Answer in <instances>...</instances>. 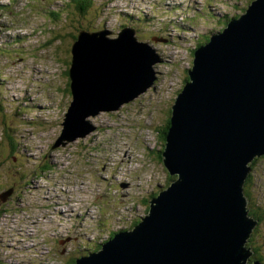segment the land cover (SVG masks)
Instances as JSON below:
<instances>
[{
	"label": "rangeland",
	"instance_id": "obj_1",
	"mask_svg": "<svg viewBox=\"0 0 264 264\" xmlns=\"http://www.w3.org/2000/svg\"><path fill=\"white\" fill-rule=\"evenodd\" d=\"M23 1L27 0L13 5L12 13L0 15V48L10 43L15 49L13 38L27 37L21 51L8 55L4 48L0 49V74L5 79L0 80V262L70 264L73 255L98 251L105 241L141 223L153 195L168 189L172 179H176L177 176L168 174L159 158L165 146L159 129L166 124V115L160 111L167 108V113L171 112L174 99L183 89L193 64L192 50L205 38L200 33L208 35L214 28L224 27L223 21L242 14L250 0H205L194 20H214L211 7L223 13L222 20H215V27L209 30L200 22L187 37H183L184 28L190 23L175 26L179 22L174 19L171 6L178 5H170L169 1V6L163 2L151 21L146 15L144 20L140 15L130 16L136 11L134 5L144 12L149 0L146 4L136 0H96L86 20L66 19L50 26V31H41L47 19L39 15L36 0L33 9L28 2L22 6ZM82 1L51 0L47 4L71 3L76 8ZM174 1H182L183 11L186 10V0ZM202 1L197 0L198 6ZM193 3L191 0L189 4ZM40 24L41 28L34 32ZM141 25L147 30L136 32L138 40L148 42L159 54L155 88H149L120 110L90 117L96 131L83 137L75 134L67 145L57 147L65 115L70 114L74 103L66 75L71 48L66 45L64 56L59 54L60 43L66 42L64 33L69 34L72 27L85 26L98 30L99 38L105 31H112L110 36L116 37L125 26ZM174 32L183 40L169 35ZM151 33L167 40L150 39ZM50 42L59 44V48L55 50ZM23 83L25 91L16 90ZM26 92L30 99L20 101ZM249 165L251 173L242 191L249 216L252 211L257 212L259 224L248 245L259 258L256 260L264 264V155ZM62 210L66 212L60 215ZM56 234L70 236L60 243Z\"/></svg>",
	"mask_w": 264,
	"mask_h": 264
},
{
	"label": "water",
	"instance_id": "obj_2",
	"mask_svg": "<svg viewBox=\"0 0 264 264\" xmlns=\"http://www.w3.org/2000/svg\"><path fill=\"white\" fill-rule=\"evenodd\" d=\"M97 33L81 31L71 48L78 92L71 89L57 147L96 131L90 117L119 110L157 80L159 57L134 30L116 38ZM194 56L162 158L178 179L151 201L141 223L76 264H263L251 261L248 243L259 219L249 216L242 187L249 164L264 155V0H253Z\"/></svg>",
	"mask_w": 264,
	"mask_h": 264
},
{
	"label": "trees",
	"instance_id": "obj_3",
	"mask_svg": "<svg viewBox=\"0 0 264 264\" xmlns=\"http://www.w3.org/2000/svg\"><path fill=\"white\" fill-rule=\"evenodd\" d=\"M253 0H250L249 1V4L252 2ZM65 4V6H63V7H61L60 9V11L58 12H56L55 13V17H53V13H52V11L51 10H49L48 11V13L46 14L47 15V17L48 18H50L52 21H57L56 23H60V22H62L63 21V16H64V14H66V18H67V22H68V19L69 20H71L73 17H77V19L78 20H80V18L82 19V20H86L88 17H89V13H90V11H92L93 10V4H92V2L90 1V0H83L81 3H78L77 4V6H76V8H74L73 6H72V4L71 3H64ZM248 4V5H249ZM235 6V5H234ZM92 9V10H91ZM63 13V14H62ZM73 28V30H71V32L69 33V34H67V32H65L64 33V36H63V38L66 40V42H65V45H64V48L66 47V45H67V42H68V40L72 37V36H74V35H76L78 32H80L81 31V28L82 27H80V26H75V27H72ZM60 34H63V32L62 33H60ZM68 48H70V47H68ZM67 50H69V49H67ZM71 52V51H70ZM60 55L63 57L64 56V50H62L61 51V53H60ZM68 56V54L67 55H65V57H67ZM65 60V59H64ZM68 73H66V75H67ZM187 78H189V77H187ZM187 80V79H186ZM186 80H185V82H186ZM68 86V88H69V90L71 89V80L68 82V84H67ZM174 102H175V99H174ZM173 107V106H172ZM172 110V109H171ZM161 113H164L165 115H166V124H165V127L164 128H160L159 129V132H160V139L163 141V145H165L166 144V142H167V139H166V136H167V133H168V130H169V126H170V118H171V114H172V111L171 112H169V113H167V108H162V111H160ZM153 125H156V121L153 123ZM157 128H159V127H157ZM164 149H165V146H164ZM18 149H16V151H17ZM164 151V150H163ZM162 151V152H163ZM162 152H159V158L163 161V153ZM253 166V165H252ZM172 176V175H171ZM251 176V175H250ZM177 178V177H176ZM173 181H174V179H172ZM249 180H250V177H249V179L247 180V182H246V186L248 185V183H249ZM172 183V182H171ZM169 184H170V182H169ZM170 186V185H169ZM245 194L247 195V193H248V190L245 188ZM156 195H158V194H156ZM153 197H156L155 196V194L153 195ZM150 207V206H149ZM149 207L147 206V209H149ZM251 215L253 216V217H255V218H257V219H259L258 217V213L256 212H251ZM99 248H100V246H98ZM80 255H83V253L82 252H80V253H77V254H75V255H73V257L70 259V264H76V260L78 259L77 257L78 256H80ZM252 259H259V258H256V255H254L253 257H252ZM260 261V260H259ZM0 264H3L2 262H0Z\"/></svg>",
	"mask_w": 264,
	"mask_h": 264
},
{
	"label": "bare ground",
	"instance_id": "obj_4",
	"mask_svg": "<svg viewBox=\"0 0 264 264\" xmlns=\"http://www.w3.org/2000/svg\"><path fill=\"white\" fill-rule=\"evenodd\" d=\"M129 28V27H128ZM81 32V31H80ZM91 33H93V32H91ZM119 69V70H123L125 67H123L122 65H117V67L115 68V70L116 69ZM128 72V71H127ZM18 73L20 74L21 72H19L18 71ZM28 75V74H27ZM31 77L33 78V74L31 75ZM113 80H115L114 78H113ZM76 82H77V80H73V79H71V89L72 90H76L77 91V88H72V86H73V84H76ZM82 83V81H78V83L77 84H81ZM84 84V83H83ZM25 84L23 83L22 84V87H16V90H18V91H25ZM183 90V89H182ZM181 90V91H182ZM180 91V92H181ZM78 92V91H77ZM36 92H34L33 94H35ZM32 94V95H33ZM28 93L26 92V95H25V97L24 98H19L20 99V101H22V100H26L27 98H28ZM92 95V97H93V93L91 94ZM38 96H40V94H38ZM37 97V96H36ZM28 99H30V98H28ZM30 103H32V101H30ZM258 158V157H257ZM135 177V176H134ZM130 185H131V183H130ZM149 209H150V207H149ZM62 213H60V215H62V214H65V212H66V210H62L61 211Z\"/></svg>",
	"mask_w": 264,
	"mask_h": 264
},
{
	"label": "flooded vegetation",
	"instance_id": "obj_5",
	"mask_svg": "<svg viewBox=\"0 0 264 264\" xmlns=\"http://www.w3.org/2000/svg\"><path fill=\"white\" fill-rule=\"evenodd\" d=\"M13 190L15 191V190H17V188L16 189H13Z\"/></svg>",
	"mask_w": 264,
	"mask_h": 264
}]
</instances>
